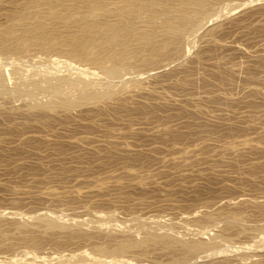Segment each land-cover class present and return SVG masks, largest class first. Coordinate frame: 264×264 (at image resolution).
I'll use <instances>...</instances> for the list:
<instances>
[{"label": "rangeland", "instance_id": "rangeland-1", "mask_svg": "<svg viewBox=\"0 0 264 264\" xmlns=\"http://www.w3.org/2000/svg\"><path fill=\"white\" fill-rule=\"evenodd\" d=\"M215 1L179 47L146 48L113 76L54 49L0 45V264H264V0ZM26 8L0 0V32ZM49 79L64 80L61 93ZM90 90L110 95L44 107ZM149 235L175 245L142 246ZM126 240L139 244L115 252Z\"/></svg>", "mask_w": 264, "mask_h": 264}, {"label": "bare ground", "instance_id": "bare-ground-1", "mask_svg": "<svg viewBox=\"0 0 264 264\" xmlns=\"http://www.w3.org/2000/svg\"><path fill=\"white\" fill-rule=\"evenodd\" d=\"M213 1L217 2L215 0H29V3H31V5L33 4V8H31V10H33V11L28 10L26 8L23 11L18 10L17 12L14 11L15 13H12V14H14L13 15L14 19L11 17L13 19L12 20L13 23H11L12 21L9 22V24L10 23L11 24L10 25L7 24V25H9L7 28L2 27L3 31L0 32V45L2 47H5V48H10V46H11V48H13L14 50H19V51L26 49L28 46H31L32 44L39 45V46L46 48V49L47 48L54 49L56 51L64 52L65 54L66 53L70 54L69 56H73L74 57L73 59H75V58H78L81 60L90 59L91 61L94 62V64L96 63L98 66L103 68L104 71L108 72V74H112V76H113V75H116L121 69L129 68V67L133 66L134 62L137 59L139 60L140 56H143L142 52L146 48L151 49L152 56L154 58L155 56H158L160 54L164 55L162 53L167 52L171 45L179 44L181 42V40L183 39V36H184L183 34L186 33V30L189 31V29L190 30L194 29V28H196V26L199 27L198 22L204 17V15L206 16V13L209 12L208 11V9H209L208 5L213 3ZM68 2H70V3L73 2V4L76 3L78 5L75 4L74 6H72V5L68 4ZM40 3L45 4L46 10H42V8L40 6L39 8H41L42 11L37 12L36 10H40V9L38 7H36L38 9L34 10V6H37ZM82 4H84L86 7H84ZM80 6L84 7L85 9L82 8V9H84V10H82L81 8H79ZM211 6H212V4H211ZM211 6H210V8H212ZM32 12L36 13L34 15L35 18L32 19V21L34 20L33 22H31L29 20L32 16ZM111 15L115 16L116 19L114 21L110 20L109 17ZM28 21H30V22H28ZM160 21H161V23H160ZM141 23L145 24V29H142L140 27V25L142 26ZM3 28H5V30ZM161 33H163L162 35H164L165 38L163 40H158ZM180 46H181V44H180ZM54 50H52V51H54ZM170 51L171 50H169V52ZM149 55H151V54H149ZM153 58H151L149 61H151ZM142 59H145V58L143 57ZM142 59H140L139 61H141ZM146 59H148V58L146 57ZM107 61H110V63H111V66L109 65L110 67L106 66L108 64ZM152 61L154 62V59ZM135 63H137V62H135ZM40 79H42V78H40ZM63 79H59V80L57 79V81L55 80L56 83H54V84L49 79L50 83H48V81H47V85L49 84V87L46 86L48 93H50L49 92L50 90L52 92L54 91L55 95H56V92L58 93L60 91V93H61L60 89H62L61 87H63V84H64ZM18 81H20V79H18ZM3 82H5V80ZM34 83H35V85H33V84L32 85L35 87H38L37 85L39 84V82L36 83L34 81ZM0 86H2V85H0ZM40 86H39V88H41ZM46 87L44 85V88H46ZM86 89H87V87H86ZM42 90H45V89H42ZM85 91H87V90H85ZM13 92H16V93H23V92L27 93L28 92V93H30L31 91H29L25 87L19 86V88H17ZM81 93L82 94H79L80 97L78 99H76L75 97L73 98L74 100L76 99L75 101L72 100V97H70L72 95L69 96L71 98V99H69L68 94H67L66 98H64V97L62 98L63 100H60L61 97H58V94H57V97H58L57 100L58 99L60 100V101H57L55 98H53L55 96H53V94L51 93L52 94L51 98H53V100L50 99L51 101L48 102L44 107L52 109V110H53V108L58 107V106H59V108L61 106H65L68 108V107H72V106L77 105V104L83 105L84 103H88V102H96V101L102 100L106 97L108 98L110 95V93L108 94V93H102V92L91 91V90L88 92H84V93L81 92ZM102 213H104V211ZM91 214H93V213H91ZM55 215H57V214H55ZM95 215L97 216V214H95ZM232 216L234 217V215H232ZM153 218H154V216H153ZM236 218L237 217H234V220H236ZM37 220H39V219H37ZM134 220H137V219H134ZM44 222H46L44 224L45 225L47 224L46 225V227L48 226L47 228L53 229L57 225H59L57 223L58 221L56 222V220H54V219H52V220H49V219L46 220L45 219ZM88 222H89V220H88ZM42 223H43V218H42ZM92 224H93V222H92ZM96 224L98 225V223H96ZM97 225H95V226L98 227ZM82 226H84V225L82 224ZM169 226H171V225H169ZM89 228H91V227H89ZM149 228H150V226H149ZM85 229L87 230V228H85ZM98 229L100 230L101 228H98ZM127 229H129V227ZM129 231H131V230H129ZM154 231H156V230H154ZM72 232H73V230H72ZM178 233H180V232H178ZM126 234H127V232H126ZM77 235L78 234H76L75 236H77ZM159 235H157V236H152V235L151 236L150 235L145 236L147 238H144L139 243L142 244V246H143V245H146L150 240H152V242L156 241V242H154V244L156 243V245H157V244H159V241L160 242L162 240L164 241V239L166 238L164 235L163 236H159ZM166 236H168V235H166ZM166 239L170 240V237H167ZM166 239H165L164 243H160L159 245L161 246V244L162 245L165 244L164 246H166V243H168V240L166 241ZM223 239L225 240V238H223ZM171 241H173V240H171ZM152 242L150 241L149 244ZM178 242L180 244L179 240L177 241V244H178ZM139 243H136L133 240H126V241L122 242L120 245L114 247L115 248L114 251L115 252H117V251L123 252V251L129 250L130 248L136 246ZM185 243H183V241H182V243H181V244H183L182 247L184 248V246H185L186 247L185 249H187L190 252H194L195 250L198 251L197 249H201V248L203 249V246L205 245L204 243L198 242V241L194 242L192 244H190V243L185 244ZM168 244H170V241ZM172 244H173V242H172ZM173 245H175V244H173ZM173 245L170 244V246H173ZM205 246H207V245H205ZM107 248H109V247H107ZM107 248L103 247V246H100V247L97 246L95 249H97V251H100L101 253L103 252L105 254H108L109 250ZM112 252H110V254H112ZM115 252H113V253H115ZM95 255H96V253H95ZM85 256H86L85 257V259H86L87 255H85ZM29 257H31V256H29ZM78 258H80V257H78ZM89 258H90V256L87 259H89ZM94 258L97 259L96 257H94ZM188 258L189 257H187V259ZM98 259H100V258L98 257ZM103 259H100V260L103 261ZM245 260H246V258H245ZM63 261H65V260H63ZM92 261H93V259H92ZM173 261L174 260H172L171 262H169L167 264H173L172 263ZM93 262H96V261L94 260ZM183 264H184V262H183Z\"/></svg>", "mask_w": 264, "mask_h": 264}]
</instances>
